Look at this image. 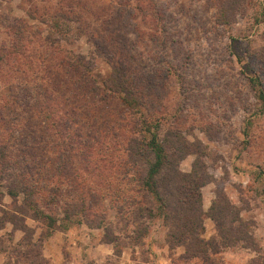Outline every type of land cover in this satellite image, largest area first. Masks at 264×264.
<instances>
[{
	"label": "rangeland",
	"instance_id": "rangeland-1",
	"mask_svg": "<svg viewBox=\"0 0 264 264\" xmlns=\"http://www.w3.org/2000/svg\"><path fill=\"white\" fill-rule=\"evenodd\" d=\"M123 1L0 0V264H264V0ZM116 74L144 93L139 110L106 89ZM88 84L98 90L85 98ZM48 106L59 131L42 117ZM145 121L171 156L182 147L183 172L200 158L212 177L201 189L202 251L141 208L153 206L139 184L146 159L127 165L122 146L130 128L149 136ZM74 133L96 146L87 159L68 146ZM110 155L133 175L114 181L117 210ZM26 165L53 181L34 199L54 227L7 192L10 166ZM89 171L103 173L97 187ZM72 175L85 177L82 190ZM82 200L94 205L89 224L72 213ZM214 200L227 207L224 224L210 217Z\"/></svg>",
	"mask_w": 264,
	"mask_h": 264
},
{
	"label": "trees",
	"instance_id": "trees-1",
	"mask_svg": "<svg viewBox=\"0 0 264 264\" xmlns=\"http://www.w3.org/2000/svg\"><path fill=\"white\" fill-rule=\"evenodd\" d=\"M104 1L107 2V6L110 7L116 4L122 6L126 5L123 0ZM84 78L87 81H90V74H87V77ZM110 83L111 84L108 83L106 89L110 93L118 94L130 109L133 110L135 108L136 110H139L141 105H145L147 100H144V93L139 91L138 88L132 87L125 75H114V80ZM96 90H98L96 84L93 86L88 84L83 94L85 98H87ZM259 91L260 97L264 99V91L262 89ZM73 111L75 115L78 114L76 108H73ZM42 117L44 118L45 123L47 120H50L51 127L55 126V123L51 122L53 117H55L56 126L59 131L56 112L52 109V107L48 106V109L44 110V112L42 111ZM151 125L150 121L144 122L143 127H146L145 129L149 133V136L145 135L141 141L135 137L136 132L130 128V125L127 127L125 124L120 126L122 128H130L126 136V143L122 146L125 151L123 161L130 166L131 163L140 164L146 159L145 163L147 167L145 168V174L140 175L141 177H139V184L141 185L140 187L144 189L146 194L151 197L153 206H138V216H142L141 208L146 210L149 217L159 215L164 219L166 225L169 227L168 235L173 240L177 241V243L188 245L189 238H191V240L196 239L200 243L198 251H202L204 246H206V242L204 238H198V234H201L205 229L203 224L205 212L203 211V195L201 189L205 183L211 182L212 177L208 174V171L204 169V165L202 164L200 158H196L191 171L183 172L178 167L180 165V160L184 157L182 147H176L171 156L167 144L161 137H159L158 131L154 129L156 124L153 125V128H151ZM65 131L72 132V129L70 126H67ZM76 131L77 133L82 132L80 129H77ZM75 134L76 133H74L72 140L76 137ZM178 138L180 140L181 136H178ZM74 141L77 143L72 144L70 141L71 145L68 144V146H70L71 150H73L74 146L80 147V152L84 155L83 159H87V157H90L89 154H92L87 150L91 149V151H94V149H96V146H94L93 143H89L87 141L85 143L77 140ZM116 160L118 161L114 155L113 157L110 155L109 161L111 163V168L109 170H105L104 172V174H108L106 182L113 190L110 203L112 202L111 208L114 210H117V203L119 200L118 196L116 197L114 192L115 179L119 180V182L120 180L131 182V179L133 178V175L129 174L132 172L130 168H125L120 171V173L118 170L113 169L114 162ZM95 167H97V164ZM88 173L90 175V180L91 176L95 173L96 178L91 180L89 185L97 187L100 183V181L97 180L98 173H101V175L98 176V179L102 177L103 173L100 171H89ZM71 177L74 178L75 184L81 186L80 188L82 190L86 182L85 177L82 175H79L78 177L77 175H72ZM51 182L53 181L50 178L39 177L38 170L34 169L32 166L26 165L24 168H21V171H14V169L10 166V170L8 172L7 192L12 197H19L20 195H23L24 200H26V204L31 206L33 209L32 217L34 219L43 220L49 227H54L56 225L57 217L51 216L45 208L39 207V203L34 199V197L39 195L40 188L49 187L50 195L53 189ZM45 198L48 199L47 196ZM227 206L229 208L230 202L227 203ZM93 208V204H89L87 200H82V204H76L74 207L75 210L72 209V213L76 215V218L74 219L81 220L83 217H86V220L83 221L88 224L91 223L93 218H87V216L91 217L90 215ZM226 208L227 207L225 205L217 203V200H214L211 206V210L214 211V214H211L210 217L216 221L219 220L220 222L218 223H220V225L224 224V211ZM71 215V211L69 212V209L66 208L65 218L71 219ZM99 224L102 225V222Z\"/></svg>",
	"mask_w": 264,
	"mask_h": 264
}]
</instances>
